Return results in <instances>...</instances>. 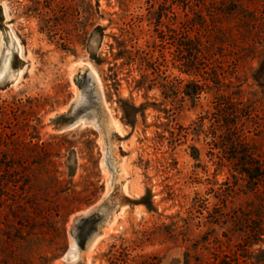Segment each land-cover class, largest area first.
<instances>
[{"label":"rangeland","instance_id":"obj_1","mask_svg":"<svg viewBox=\"0 0 264 264\" xmlns=\"http://www.w3.org/2000/svg\"><path fill=\"white\" fill-rule=\"evenodd\" d=\"M183 1L0 0V182L36 212L30 240L3 208L0 264H264L263 197L219 163L216 88L196 101L177 60ZM235 1L210 4L244 41L223 90L264 113V0Z\"/></svg>","mask_w":264,"mask_h":264},{"label":"trees","instance_id":"obj_2","mask_svg":"<svg viewBox=\"0 0 264 264\" xmlns=\"http://www.w3.org/2000/svg\"><path fill=\"white\" fill-rule=\"evenodd\" d=\"M210 4L211 0L183 1L184 16L187 20L180 31L182 39L179 40L180 43H177V60L180 61L184 71L194 72L204 77V82L194 81L195 89L191 96L196 101L200 100L202 93H208L211 86L216 88L211 108L202 116L201 125L204 126L205 122L208 123V133L212 137L211 144L222 152L218 155L219 163L223 164L224 161H227L235 181L237 183L244 182L248 192L263 197L261 206L264 207V144L262 143L264 140V113L258 106L246 104L242 98L235 95V92L230 94L223 90V87L238 88L240 86L232 81V77L237 75L242 64L240 49L243 48L244 41L236 26L231 29L228 22L223 19L232 12L223 13L224 11H222L219 13ZM222 8L224 7L222 6ZM231 11L236 16L242 14L243 17L239 18H245V14L256 18L254 11L241 0L235 1ZM191 13L195 14L197 18H202V21L193 24L190 18L195 17H192ZM209 18H212V21ZM171 31L175 35L176 42L179 33L176 29ZM209 82H212L213 85H210ZM249 123L254 126L253 137L250 136L252 130L248 127ZM8 201L11 203L6 204ZM7 205L10 210L18 213L19 221H22L23 225L21 229L31 226L36 213L35 206H29V209H33L31 211L28 210L21 196L9 198L6 195L4 182H0V230L2 225H7V222L2 221H5L3 208ZM261 219L264 221V217ZM261 227H264V224ZM245 228L247 238L251 240L263 238L264 233L259 232V227L254 229L247 225ZM35 233V229L31 228L26 233L27 239L34 240ZM42 234L46 235L44 230ZM37 255L42 256V251L32 249L29 258H34Z\"/></svg>","mask_w":264,"mask_h":264}]
</instances>
